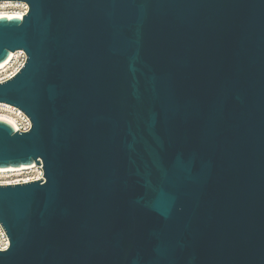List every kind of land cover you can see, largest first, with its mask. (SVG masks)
Listing matches in <instances>:
<instances>
[{"label": "water", "instance_id": "obj_1", "mask_svg": "<svg viewBox=\"0 0 264 264\" xmlns=\"http://www.w3.org/2000/svg\"><path fill=\"white\" fill-rule=\"evenodd\" d=\"M1 1L0 264H264V0Z\"/></svg>", "mask_w": 264, "mask_h": 264}, {"label": "built area", "instance_id": "obj_2", "mask_svg": "<svg viewBox=\"0 0 264 264\" xmlns=\"http://www.w3.org/2000/svg\"><path fill=\"white\" fill-rule=\"evenodd\" d=\"M0 11L6 13H24L28 11V5L23 1H1ZM22 15V16H23ZM22 18V17H21ZM26 61V55L22 50H16L11 52L9 58L4 63V66L0 75V83H3L12 78L24 65ZM12 114L15 116V131L27 132L31 128V122L29 118L18 108L12 106ZM40 162V161H39ZM27 169L20 170L21 173L11 176L8 179L18 181L16 184L27 183L43 179L42 163L35 165L32 163L27 166ZM14 185V184H13ZM9 246V240L0 225V251H4Z\"/></svg>", "mask_w": 264, "mask_h": 264}, {"label": "bare ground", "instance_id": "obj_3", "mask_svg": "<svg viewBox=\"0 0 264 264\" xmlns=\"http://www.w3.org/2000/svg\"><path fill=\"white\" fill-rule=\"evenodd\" d=\"M24 13H6L0 11V18H21ZM11 54V53H10ZM10 54L8 55L7 58H9ZM7 58L0 63V75L2 72L3 66ZM13 109L11 105L5 104V103H0V121L6 122L10 124L11 126H15V116L12 114ZM28 165H21L19 167H0V185H13L16 184L18 181L15 180H10L8 179L11 176L17 175L22 169H27Z\"/></svg>", "mask_w": 264, "mask_h": 264}]
</instances>
